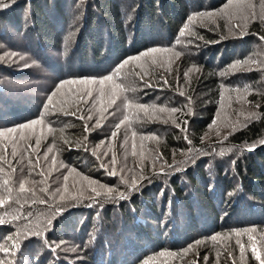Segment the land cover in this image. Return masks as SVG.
<instances>
[{
  "label": "trees",
  "instance_id": "obj_1",
  "mask_svg": "<svg viewBox=\"0 0 264 264\" xmlns=\"http://www.w3.org/2000/svg\"><path fill=\"white\" fill-rule=\"evenodd\" d=\"M226 2H0V131L39 118L49 95L63 80L105 77L126 58L152 48H172L182 53L170 62V53L154 54L155 64L151 57L131 61L114 79L124 86L135 81L136 90L123 93L114 105L107 98L103 104L97 100L94 106L91 100L74 104L81 86L65 85L53 98L56 107L49 106L54 114L46 115L43 126H35L38 134L43 128L41 146L36 151L28 147L35 145L36 138L30 132L25 133L30 137L26 141L20 140L19 129L15 134L16 157L11 155V134L0 137V154L7 145L9 163L16 169L12 172L2 166L5 171H0V195H7L3 182L8 179L14 202L19 183L24 182L27 189L35 190V198L47 201L25 203L21 199L18 207L24 205L20 209L24 219L44 214V210L52 213L50 225L26 229L21 243L14 241L18 235L6 242V237L17 233L13 229L15 214L10 211L4 216L7 206L0 208V216L10 221L0 225V243L6 242L11 249L8 254L19 258V264H143L160 251L181 253L189 245L192 248L183 259L179 255L158 257L155 264H205L206 254V264H216L217 253L219 264H231L228 252L235 264H258L247 247V235L240 237L247 249L243 261L235 235L226 237L233 229L256 227L258 231L253 235L257 249L264 255V241L260 239L264 232V62L262 56L255 57L257 45L264 41V23L254 22L244 35L228 34L224 19L220 27L210 21L198 26L196 22L202 20L199 13L217 12ZM192 16L197 17L190 25L194 34L189 35L186 30L185 36L179 37ZM249 57L256 61L251 65L253 70H242L239 76H231L232 81L221 75L237 61ZM189 69L198 70L185 77ZM222 86L232 92L248 86L244 100L258 105V115L228 133L226 139L209 134L218 119ZM124 96L139 104L164 107L166 111L154 112L150 107L147 115L138 113L144 122L137 123L136 110L125 107ZM102 108L107 109L103 115ZM171 108L177 111L168 114L167 109ZM64 112H75V116ZM130 112L131 127L125 122L113 138L116 125ZM81 116L83 120L79 119ZM98 119L101 126L93 129ZM85 123L88 131L84 130ZM49 126L55 130L53 134L48 133ZM132 131L137 133L135 137ZM125 134L128 142L122 147ZM54 140L53 152L45 159L43 154ZM133 144L140 164L123 160L132 155ZM113 156L115 165L111 163ZM29 160L33 161L31 174ZM71 168L76 169L71 174L82 181L78 189L89 186L82 180V176H88L98 185L114 189L111 198L98 185H92L102 193L100 196L84 189L65 196L64 201L57 199L58 194H64V176L70 175ZM113 169L116 175H109ZM41 170L43 176L37 174ZM48 173H53L51 180L44 178ZM41 188H46L47 194ZM121 192L124 199L118 198ZM32 231L41 235H31ZM216 234L225 238L211 241L210 237ZM13 243L17 246L13 247Z\"/></svg>",
  "mask_w": 264,
  "mask_h": 264
},
{
  "label": "snow or ice",
  "instance_id": "obj_2",
  "mask_svg": "<svg viewBox=\"0 0 264 264\" xmlns=\"http://www.w3.org/2000/svg\"><path fill=\"white\" fill-rule=\"evenodd\" d=\"M0 2H2V0H0ZM257 5L259 6V13L256 12V8ZM200 17H207L209 19H215V18H219V19H224L225 23L223 25L224 28H226L229 32L233 31V28H240V34L244 35L246 34L245 29L247 27V23L249 22V20L255 21L256 19H259L262 23H264V0H256V2H254V0H227V2L219 9V11L217 12H201L198 14ZM234 15H238L239 19L241 21H243L244 23L242 24H237V25H233L231 23V19ZM197 19L196 16H192L189 17L188 23H186L183 28L181 29L180 33H179V37H183L186 34V30L187 33L189 35H193L194 33L192 32L190 25L192 23L195 22V20ZM217 27H220V25H217ZM198 39H202V37H197ZM264 39V38H261ZM176 43H181L180 39L178 38ZM189 43H192V41H189ZM156 53H170V57H169V61H171L172 57H180L182 55L181 52L179 51H174L172 48H152L148 51H145L143 53H141L138 56L135 57H129L126 58L124 61H122L117 68L109 75L96 79V78H81L79 80H63L61 81L55 90H53L51 92V94L49 95L48 99H47V103L44 107V111L42 112L41 116L37 119H34L28 123L25 124H21L18 126V128H9L6 131H0V137H6L7 134H11V136L13 137V149L11 152L12 157H16L17 152L15 149V134L17 133L18 129L20 131V140H28L30 139V137L26 136L25 133L26 132H30L33 136H35V145H31L29 144L28 147L29 148H33L34 151L38 150L41 146V136L43 135V128H41L40 133L38 134L36 132V127L37 125H41L43 126L45 124V118L46 115H51L54 114L51 112L49 106H52V108L56 107V103H54L53 98L57 96V94L60 92V89L63 88L65 85H71V84H78L81 86L80 91L76 94L77 99L73 100L72 103L74 104H78L79 100H83V102L85 104H87L89 102V100L92 101L93 106L95 105V103L97 102V100H99L102 104L105 101V99H108L109 104L114 105L116 103V99L119 98L123 93H125L126 91H135V81L129 83L127 86H124L121 83H117L116 80L114 79V77H118L120 74L121 69H123L126 65H128L131 61H139L141 60L142 57H151L153 64L157 63L156 61V57L154 54ZM256 63V61H254L251 57H249L248 59H245L244 61H237L235 64H233L231 66L232 69H237V68H243L245 66H249L247 68V70L251 71L253 70L250 65ZM161 67L163 66L162 64L160 65ZM194 70H198V69H189L188 71H186L184 73L185 77H187L189 75V72L194 71ZM259 70V69H257ZM169 71H171L169 69ZM227 74V70L225 71V73H221V75H226ZM139 75V74H137ZM142 79V77H141ZM164 83L167 84V80H164ZM98 85V87H96ZM150 86V85H149ZM223 87V86H222ZM233 91H236L239 98L243 99V96L245 94L248 93L249 88L248 86H244L242 89H232ZM94 93H96L97 95L94 96ZM181 95H184L183 92H180ZM124 101H125V107L129 110L131 109H135L136 113H135V119L137 123H143L144 120L142 117L139 116V112H144L146 115L149 112V109L151 107L152 111H158V112H165L166 108L164 107H160V108H156L155 106H149V105H144V104H139L136 103L134 100L129 99L127 96L123 97ZM66 101H60L61 104L65 103ZM258 107V105H257ZM80 109L77 107V111H79ZM168 111L175 113L177 111L176 108H171V109H167ZM61 111H63V108H61ZM107 111L106 108H102L101 109V115H103V113ZM65 115H73L75 116V112H64ZM112 114V113H110ZM132 115V113L130 112L128 115H125L123 117V119L120 121L119 124L116 125V130L112 132V137L115 138L118 136L119 134V129L120 126L122 124H125V122H128V127H131V121L129 119V116ZM256 114L255 113H249L250 117H254ZM79 119H84L83 116L79 117ZM88 119H91V115H89ZM167 122V121H165ZM186 123V121H185ZM51 124V122H49V125ZM213 124H215V121H213ZM101 126V121L98 119L96 120L95 124L93 125V129H95L96 127H100ZM177 127H179V125H177ZM84 130L88 131V124L85 123L84 125ZM233 130H234V126H233ZM49 134H53L54 133V129L49 126L47 129ZM132 137H135L137 135V133L135 131H132L131 133ZM142 139H144L145 137H141ZM150 139H156V137H148ZM227 137H225L226 139ZM128 142V136L127 134H125L124 140L122 142V147L127 144ZM79 143V141L77 142ZM190 143V141H189ZM55 146V140L53 141V145L47 147L46 151L44 152V157L45 159L48 158V154L53 152V148ZM87 150V149H85ZM249 151L253 150L252 148L248 149ZM191 151V149L189 150ZM133 155H135V145L133 144ZM223 153H221L222 155ZM111 163L113 165H115L116 163V158L115 156H113ZM33 161L29 160V174H31V172L34 170L32 167ZM36 164H39V155L36 156ZM52 164L53 166L56 164V159L55 156L52 157ZM6 165L8 168L12 169V172H15V168H12V165L9 163L8 160V149H7V145L3 146V153L0 154V171H5V168L2 167ZM101 167H107V165L102 164ZM76 169L75 168H71L69 169V174L75 172ZM21 172H23V169H21ZM38 175L43 176L44 173L41 170L39 173H37ZM109 175H116V171L115 169H113L112 171L109 172ZM68 179V175L64 176V180L67 181ZM82 180L87 181L88 185L91 187L92 185H98V182L95 180H92L91 178H89L88 176H82ZM43 181H41L42 183ZM122 182H123V178H122ZM9 185V180L5 179L3 182V186L5 188V191L7 193V195H0V208H5L6 206H9L12 201V189L10 187H7ZM135 185V180H133L132 182V187L134 188ZM99 188H101L102 190H104V195L108 198H111V193L114 191V189L108 187L105 188L104 185L99 184L98 185ZM92 192L95 193V196H100L102 193L100 191L96 190V187H92L91 188ZM32 192V203H47L46 199L43 197L40 198H35V190L33 189H27L25 187V183L24 182H20L19 183V194H23L25 192ZM41 192L47 194V189L46 188H41L40 189ZM64 191H67V186L65 185ZM57 192H59V189H57ZM18 194V196L15 199V203H20L21 200V196ZM91 199L94 200V197H90ZM118 198L119 199H124V193H119L118 194ZM65 200V196L63 194L60 195V201H64ZM25 203H27V198H24ZM24 205L21 204V208ZM59 211V209H57ZM11 214V212L9 210H6L4 212V216H7ZM28 215H31V213H28ZM12 219L13 220H18L20 219L19 215H12ZM6 223H10V221H6L3 216H0V225H4ZM48 224H51V219H48ZM25 229H27V226H25ZM257 228L256 227H248V228H244V229H233L228 236L226 237L227 239H231L232 235H235L236 240H235V244L236 246H238L239 248V253H240V258L243 261L245 258V252H246V245L244 242H242V240L240 239V237L247 235L248 240H247V247L251 249V253H252V258L258 262V264H264V255H262L261 251H259L257 249V242H256V238L254 237V233H257ZM19 235V230L17 233H14L12 235H9L8 237H6V240H13L14 236ZM31 235H41L40 232L38 231H32ZM225 237L216 234V235H212L210 237L211 241L215 242L219 239H224ZM261 241H264V232L261 233V237H260ZM196 244H200L201 241H196ZM13 247H16L17 245L15 243H13L12 245ZM192 248V245H189L187 248H185L181 253H176V252H172V251H168V250H164V251H160L157 255L155 256H149L148 258H146L143 261V264H155V261L157 260L158 257H175L177 255L180 256L181 259H183L184 255L189 252ZM0 251H3L5 254H8L11 252V249L6 246V244L4 243H0ZM219 256L220 253H217V258H216V264H219ZM228 259L231 261V264H235V258L233 257L231 252H228ZM208 260V255L206 254L204 256V261L205 264ZM0 264H4L3 260H0ZM192 264H199L198 261H193Z\"/></svg>",
  "mask_w": 264,
  "mask_h": 264
},
{
  "label": "rangeland",
  "instance_id": "obj_3",
  "mask_svg": "<svg viewBox=\"0 0 264 264\" xmlns=\"http://www.w3.org/2000/svg\"><path fill=\"white\" fill-rule=\"evenodd\" d=\"M254 2H256V0H254ZM259 11H260V9H259V6L257 5L256 12L259 13ZM201 19L202 20H199L196 22L198 24V26H204L208 23V21L214 23L215 25L216 24L220 25V21L222 20L219 18L209 19L207 17L206 18L201 17ZM254 22H261V21L259 19H256L255 21L249 20V22L247 23V27L245 29V32L246 31L248 32V28H250V26ZM224 23H225V20H224L223 24ZM231 23L233 25H237V24H242L244 22L239 19L238 15H234L231 19ZM224 29L226 32L228 31L226 28H224ZM230 33L240 34V28H238V27L233 28L232 32L228 31V34H230ZM255 50H256L255 57L260 59V56H262L263 57L262 60L264 62V41H263V44L260 43L259 45H257V48ZM167 60H168V58H167ZM173 60H174V58H171V61H173ZM168 62H170V61H168ZM251 65H250V67H253ZM248 67L249 66H245L243 68H237V69H232L231 67H228L226 78L224 77L225 80H227V81L234 80L231 76H234L236 74L239 76L240 73H243V72H241L242 70L248 71L247 70ZM194 72H196V70H194ZM237 79L239 80L240 77H237ZM259 92H261V91H259ZM244 98H245V95L243 96V99H240L236 91L232 92V91H230L229 87L223 86L222 103H221V107H220V110L218 113V119H217L214 127H212V129L209 131V134L211 136L215 135V136H218L219 138H223L228 133H230L231 131H234L233 126H234V129L242 127L243 125L250 123L258 115L257 114L258 113L257 107L252 104L253 101L251 102L248 99L244 100ZM143 113L144 112H142V113L140 112V115H143V116L146 115ZM167 113L172 114L169 111H167ZM249 113H255L256 115L254 117H250ZM151 116H154V115H151ZM137 155H138V153H136L135 155L130 154L129 157L126 155V156H124L123 160L126 161L125 163H127V161L129 160L130 164H131V162H133L134 164H140L136 161ZM158 164H161V163H158ZM157 167H159V165H157L156 168ZM11 171H12V169H11ZM52 174L53 173H48V176H44V178L51 180V178H53L51 176ZM81 184H82V181H80V179L77 177L76 174L75 175H73V174L68 175V179L64 184L67 186V191L65 192L63 189V191H64L63 195L64 196H69V195L72 196V195H74L75 192H79V191H82L84 189L85 190L91 189L90 186H83L81 189H78V186H80ZM61 194H58V197H56L55 194H52V196H54L58 199V198H60ZM25 197L27 198V202L32 203L33 196H32L31 191L28 193H24V195L22 196L21 199L24 200ZM20 209H21V207H20ZM20 209L18 207V203H15V202H12L10 205V208L7 206V209H6L9 211H12L13 214L20 216V219L14 220L15 226L13 228L17 232L19 230V235L17 236L18 238L14 239V241L18 242V243H21L22 239L24 238V235L26 233L25 226H27V224H32V226H27V229L33 228L36 226L41 227L43 224L48 223V219H51V217H52L51 216L52 213L50 211L44 210V214H36L33 217L31 216L32 218L24 219L23 211H21ZM6 242H7V240H6ZM6 242H4V244ZM0 260H3L4 264H19V258H14V256H12L10 254H5L4 252L0 253Z\"/></svg>",
  "mask_w": 264,
  "mask_h": 264
}]
</instances>
